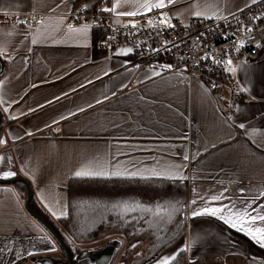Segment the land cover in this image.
Listing matches in <instances>:
<instances>
[{"label":"crops","instance_id":"crops-1","mask_svg":"<svg viewBox=\"0 0 264 264\" xmlns=\"http://www.w3.org/2000/svg\"><path fill=\"white\" fill-rule=\"evenodd\" d=\"M82 2L93 8L102 0H0V12L44 14L34 27L0 26V46L6 51L0 57V139L6 141L0 143L5 158L0 175L16 173L0 181L25 180L34 207L56 227L68 214L69 183L77 171L139 170L148 178L84 177L186 183L187 235L151 264L185 245L186 264H264V249L217 217L189 220L205 206L224 205L227 213L229 207L242 210L253 200V207L264 205V50L256 62L232 64L233 78L256 100L240 104L237 118L228 119L199 80L154 67L140 69L133 51L117 54L129 47L107 55L97 48L109 36L106 28L89 27L86 38L74 32L84 25L71 26L68 13ZM143 2L122 0L118 11ZM251 4L175 0L166 8L173 19L187 24L201 19L195 11L214 19ZM34 37L36 44L31 43ZM13 115L18 118L11 119ZM170 170L178 177L164 178ZM214 196L223 198L214 202ZM27 199L25 184L0 185V264H65L58 242L27 211ZM124 248V239L114 237L76 246L73 257L77 264H118ZM28 251L34 254L25 255Z\"/></svg>","mask_w":264,"mask_h":264},{"label":"built area","instance_id":"built-area-1","mask_svg":"<svg viewBox=\"0 0 264 264\" xmlns=\"http://www.w3.org/2000/svg\"><path fill=\"white\" fill-rule=\"evenodd\" d=\"M112 5L113 0H102L99 6L93 8L82 2L68 13L70 25L75 27L87 22L92 28L108 29L109 36L100 41L97 48L109 56L113 55L116 48L129 47L133 49L134 63L140 69L154 67L165 74L183 73L191 79L199 80L213 95L228 119L237 118L240 104L256 100L233 78L232 72L225 65L227 59H231L236 67L259 60L264 50V0H258L240 12L214 19H193L183 24L172 18L170 22L174 28H168L166 24H160L159 27L149 26V19L153 25L158 24L161 10L135 17L117 16L115 13L103 11ZM162 11L169 14L168 8ZM256 17L259 19L253 22ZM43 20V13L0 12V26L5 23L25 26L24 21H29V27H34ZM133 23L136 27L131 26ZM241 24L253 28L254 31L246 33L240 27ZM225 34L228 35L227 40L224 39ZM241 40L245 41L246 46L238 52L231 51ZM165 42H168L167 45ZM205 55L213 57L214 60L202 59ZM167 65H171L172 70L164 67Z\"/></svg>","mask_w":264,"mask_h":264},{"label":"trees","instance_id":"trees-1","mask_svg":"<svg viewBox=\"0 0 264 264\" xmlns=\"http://www.w3.org/2000/svg\"><path fill=\"white\" fill-rule=\"evenodd\" d=\"M138 195L150 196L156 200L157 205H161L160 200H165L166 204L175 203L178 210L170 216L167 215L170 209L162 211V207L161 214L156 213V208H152V212H145L141 207L126 212L123 205L131 202L138 205ZM176 198L177 201L174 200ZM31 208L55 229L74 255L73 247L62 232L34 207L33 202ZM187 219L186 183L154 179L72 177L69 183L68 214L60 218L58 224L64 226L74 241L80 244L123 236L126 244L118 264H151L187 235ZM201 219L204 218L189 220L194 222ZM88 222L93 223L90 229L86 226ZM134 244L135 248L132 247ZM261 252L264 254V250ZM186 261V251H180L172 264H186Z\"/></svg>","mask_w":264,"mask_h":264},{"label":"snow or ice","instance_id":"snow-or-ice-1","mask_svg":"<svg viewBox=\"0 0 264 264\" xmlns=\"http://www.w3.org/2000/svg\"><path fill=\"white\" fill-rule=\"evenodd\" d=\"M175 2V0H144L143 3H140L138 6H135L132 10L130 11H118V9L121 7V3L122 0H114L113 3V7L111 8H104L103 11L105 12H109V13H115L117 16H130V17H135L137 15H148V13L152 12L153 10H161V16H160V20L158 22V24L153 25V22L151 19L148 20V24L149 26H153V27H159L160 24H166L168 28H174L175 26L170 22L171 19L173 18L171 15H169L168 13L163 12L162 10L170 5H172ZM257 2V0H251L252 4H255ZM85 10H87V5L85 6ZM194 16L197 18H201V19H206L209 17H206L204 15V13H202L201 11H195ZM259 19V17L253 18V22H255V20ZM29 21H24L25 27L29 28ZM132 27H136V25L133 23L131 25ZM90 27V25L86 22L85 25L81 28H77V29H73L74 32H76L77 34H79L81 37H85L87 36V29ZM241 28L244 29V31L246 33H251L254 31L253 28L248 27L247 25H243L241 24L240 26ZM30 30V29H29ZM204 35V34H201ZM199 38V37H197ZM234 38V37H233ZM224 39L227 40L228 39V35L225 34ZM32 44H36L37 43V39L34 37L31 40ZM168 42H165V44L167 45ZM245 41L241 40L240 43L237 45V47L231 51H236L238 52L240 48L245 47ZM259 46V45H257ZM30 51V49H29ZM133 49L132 48H127V49H118L117 50V54H126V53H132ZM6 55V51L5 49L0 46V57H3ZM202 59L208 60V59H213V57L210 56H203ZM27 61L25 60V63ZM233 61L231 59H227L226 60V68L229 72H235V68L232 67ZM167 70H172V66L171 65H167L164 66ZM155 71V70H154ZM156 75H159V72H155ZM91 82V81H89ZM83 86V85H82ZM0 88H3V84H0ZM107 97H105L106 99ZM58 99V98H56ZM2 102V101H0ZM101 101H97V103H100ZM81 111H83V109H80ZM5 111H7V109H5ZM11 119H17L18 116H11ZM245 127L244 124L240 125V128L243 129ZM31 132L25 133V135H31ZM186 138V137H185ZM13 139H17V137H14ZM0 143H6L5 140L0 139ZM4 157H0V161L4 160ZM185 160L188 159L187 155H185L184 157ZM154 175H160L157 173H153ZM16 175V173L11 172V171H7L4 172L2 175H0V179H10L13 178ZM178 172L175 171H171L170 170V174L167 176H164V178L167 179H174L178 177ZM75 176L77 177H84V176H91V177H111V176H123L126 178H135L137 176H140V178H148L145 176H142L139 172V170L135 171V172H125V173H121L120 171H113V172H108L102 168H90L88 170H80L75 172ZM241 193L243 194V190H241ZM223 197L222 196H214L212 197V201H219L221 200ZM255 201L253 200L251 203L247 204L245 206L244 209L242 210H237V211H233L230 207L228 209V212L225 213V207L224 205H221L219 207H202L200 209L194 210L191 213V217L192 218H196L199 216H212V217H217L219 220L223 221L224 224L228 225L229 227H231L232 229H235L237 232H241L244 235H246L247 237H249L256 245H258L260 248L264 249V213H262L260 211V209H264V205H259L258 207H253V203ZM192 203H196L195 200L192 201ZM140 207V205H136L135 202H131L130 204H124L123 208L125 209V211H135L136 208ZM162 205H157L156 206V213L157 214H161L160 209H161ZM163 207L170 209V211L167 213L168 216H170L173 212L178 210V207L175 203L173 204H164ZM248 209H251V211H249ZM143 211L145 212H152L153 209L150 207H145L143 208ZM63 214V213H61ZM53 215H56L55 212H53ZM133 248L136 247V245L134 244L132 246ZM187 249V245L183 246L179 251H185ZM51 250H55L54 247L49 249ZM34 253L31 251H28L25 253V255L31 256ZM178 254V253H177ZM177 254H173L171 256L168 257H164L163 259H161L159 261V264H172V261L175 260L176 255Z\"/></svg>","mask_w":264,"mask_h":264},{"label":"water","instance_id":"water-1","mask_svg":"<svg viewBox=\"0 0 264 264\" xmlns=\"http://www.w3.org/2000/svg\"><path fill=\"white\" fill-rule=\"evenodd\" d=\"M3 70H4V67H3V64H2V69L0 71V76L3 73ZM1 129H2V121H1V114H0V134H1ZM16 183H23V184L26 185V187L28 189V199H27V202H26V209L29 212V214L35 220H37L39 223H41V225L58 242L59 246L61 247V249L63 250V252L65 254L67 264H77V262L74 259L73 255L69 251L68 247L66 246V244L64 243V241L61 239V237L59 236V234L55 231V229L51 225H49L47 223V221L43 217H41L40 215H38L37 213H35L32 210V208H31V202L33 201V192L31 190V187L29 186V184L25 180H23V179L0 181V185H12V184H16ZM43 264H50V263L48 261H44Z\"/></svg>","mask_w":264,"mask_h":264},{"label":"rangeland","instance_id":"rangeland-1","mask_svg":"<svg viewBox=\"0 0 264 264\" xmlns=\"http://www.w3.org/2000/svg\"><path fill=\"white\" fill-rule=\"evenodd\" d=\"M138 197H139V203H138V205H140V207L141 208H144V207H150V208H156V206H157V202H156V200L155 199H152L150 196L149 197H147V196H139L138 195ZM177 199L178 198H176V199H174L175 201H177ZM170 201L172 200V197H170V199H169ZM160 202H161V205H162V211L165 209V207H163V205L164 204H166L167 202L165 201V200H160ZM137 205V204H136ZM144 215V214H143ZM148 220L150 219V218H147ZM79 220V217L77 218V221ZM188 220V219H187ZM138 224V223H137ZM187 224H188V221H187ZM87 229H90V228H92V226H93V223L92 222H88L87 223ZM57 228H58V230L59 231H61L62 232V234L64 235V237L66 238V240L71 244V246L73 247V250H74V252H77V250H75V248H76V246H87V245H93V244H96V243H99V242H103V241H105V240H107V239H109V238H107V239H104V240H101V241H99V242H96V243H91V244H80V243H76L75 241H74V239H73V237L71 236V234L64 228V226H61L60 224H58L57 225ZM148 229H150V227H148ZM114 237H119V238H122V239H124V243L126 244V240H125V238L123 237V236H113V237H110V238H114ZM170 251V250H169ZM169 251H167V252H169ZM166 253V252H165ZM63 255H64V252H63ZM163 255V254H162ZM122 256V255H121ZM64 257H65V255H64ZM121 258V257H120ZM65 259H66V257H65ZM119 261H120V259H119ZM119 263V262H118ZM65 264H67V262L65 261Z\"/></svg>","mask_w":264,"mask_h":264}]
</instances>
